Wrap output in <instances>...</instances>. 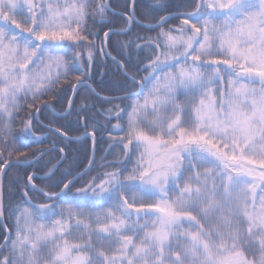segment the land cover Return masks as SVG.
Masks as SVG:
<instances>
[{"label": "snow or ice", "instance_id": "1", "mask_svg": "<svg viewBox=\"0 0 264 264\" xmlns=\"http://www.w3.org/2000/svg\"><path fill=\"white\" fill-rule=\"evenodd\" d=\"M89 3L0 0V142L11 135L22 101L30 98L33 107L44 97L56 99L70 73H78L73 95L80 87L95 93L88 84L96 48L86 28ZM108 8L98 3L92 18L107 23ZM176 18L180 23L165 30L169 18L160 17L148 26L161 27L157 37L136 45L151 50L137 68L147 73L140 80L112 57L136 91L120 84L123 97H99L107 104L131 101L130 110L113 104L106 114L117 121L113 130L124 133L109 149L120 147L129 160L139 152L135 166L124 176L105 172L75 193L71 180L60 181V192H47L36 188L35 173L28 175L22 194L29 205V191L36 190L68 207L17 206L13 230L0 225L6 231L0 264H264V0H195L192 11ZM134 22L133 11L129 29ZM73 48L69 59L80 62L69 67ZM72 107L68 98L67 114ZM87 108L78 123L92 140L90 168L96 129L89 131ZM55 131L68 138L62 128ZM33 135L29 119L22 146ZM15 151L14 161L0 163V218L6 169L34 163ZM91 208L107 210L93 218Z\"/></svg>", "mask_w": 264, "mask_h": 264}, {"label": "trees", "instance_id": "2", "mask_svg": "<svg viewBox=\"0 0 264 264\" xmlns=\"http://www.w3.org/2000/svg\"><path fill=\"white\" fill-rule=\"evenodd\" d=\"M98 3H106V0H90L89 18L86 22L87 31L94 34L90 39L96 46L94 49V64L91 69L90 78L88 79V83L96 90L95 93L87 87H80L74 95L71 114L60 117L52 113L48 107H43L38 112V116H36L35 109L39 108L45 102L49 103L56 112L60 113L66 110L68 98H71L73 94L71 85L75 83V76L78 74L75 72L70 73L69 81L58 86L56 99L44 97L42 101L35 102L33 107H28L30 103H33L30 98L22 101V107L15 114L11 135L6 142H0V150H3L0 163L6 160H15L17 158L16 149L25 153L24 156L19 157L20 160H31L48 148H64L63 153L59 152L58 148L51 150L34 161L32 166L25 165L18 167L13 164L6 169L2 177L5 207L3 217L5 225L10 231L13 230L15 222V216L11 215L12 211L17 206L21 208L31 206L22 194L25 190L28 175L34 172L37 173L35 174L36 179L33 182L44 191L59 192L63 187L60 181L66 183L88 165L92 156V140L90 137L73 140L63 138L56 131L50 129V127L62 128L68 135L75 138L83 136V124L82 122L78 123V120L82 119L78 116V113L83 105H88L86 113L91 117L89 120V131L93 127L96 129V158L88 172L73 182L71 192L75 193L77 189L87 186L93 178L99 183L100 180L104 179L105 172L119 170L121 176H124L135 166L139 152L133 154L130 160L126 158L122 163L106 162L107 159L117 160L124 157L120 147H114L107 152V145L112 139L114 137L118 138L124 133L114 131L112 126L117 121L114 118H107L104 114H106V110L111 108L113 104H118L120 107L128 105L130 110L131 101L126 99H113L112 104H107L96 93L104 96H124L125 93L120 92L116 87L120 84L128 85L131 91H136V89L131 88V83L126 79L124 71L113 61L112 57L104 55L99 51L100 48H104L106 52L104 33L111 29L106 45L110 55L124 62L129 75H135L137 80H140L147 73L137 71V68L142 69L144 64L148 62L151 50H140L136 45H143L149 39L154 40L161 31V27L150 28L148 25H154L159 22L160 17L167 16L169 19L162 27L166 30L170 27L177 26L180 23V20L176 18L179 14H170L192 11L195 0H134V2L133 0H108L107 4L109 8L105 15L107 23L100 22L99 16L95 19L91 16V13L95 10ZM133 11L135 13V21H138V23L134 22L129 29L127 16L131 15ZM17 18L20 19V17ZM76 51L77 49L73 48L68 53L66 59H69ZM80 51L83 53V59L86 60L87 49L82 48ZM79 62V60L72 61L69 59V67H71L72 63L79 64ZM179 99L183 101L185 98L180 96ZM29 119L33 120L34 132L44 134L39 137L33 135L31 141L24 147L19 140V136L23 130L24 123ZM121 123H124V121H121ZM9 151L12 152L11 156L8 155ZM63 154L66 155L64 161L50 179L38 175H46L57 161L61 159ZM34 192L37 195L29 191V195L32 196L34 202L54 204L58 212L67 205H61L55 198L52 200L47 199L39 191L35 190ZM0 225H3L1 218ZM5 235V228L0 227V244L3 243Z\"/></svg>", "mask_w": 264, "mask_h": 264}, {"label": "water", "instance_id": "3", "mask_svg": "<svg viewBox=\"0 0 264 264\" xmlns=\"http://www.w3.org/2000/svg\"><path fill=\"white\" fill-rule=\"evenodd\" d=\"M176 14V13H175ZM171 15H173V14H171ZM158 24V23H157ZM156 24V25H157ZM108 53V52H107ZM100 96V95H99ZM106 97V96H105ZM74 98V95H72V97H71V99H73ZM42 107H44V104L42 105V106H40V108L39 109H41ZM49 108H51V107H49ZM67 113H66V111L64 112V113H62V114H59L60 116H65ZM38 116V115H37ZM51 129H53L54 131H55V129L56 128H54V127H51ZM67 137L69 138V139H73V140H80V139H77V138H73V137H71L70 135H68L67 134ZM86 137V136H85ZM82 139V138H81ZM51 149H47V150H45V151H43L42 153H40L37 157H35L34 159H32L31 161H36L38 158H40V157H42L43 155H45L47 152H49ZM41 154H43V155H41ZM64 157L65 156H63L57 163H56V170H57V168L59 167V165L63 162V160H64ZM55 170V171H56ZM89 170V165L83 170V171H81L80 173H78L77 175H75L73 178H71L70 180L71 181H75V180H77L79 177H81L82 175H84L87 171ZM40 177H43V176H40ZM47 177V176H46ZM30 197V196H29ZM30 200H31V203H33V204H36V203H34L33 202V200L30 198ZM40 204H37V206H39ZM1 221H2V224L3 225H5V221H4V217L3 218H1ZM6 226V225H5ZM8 229V228H7Z\"/></svg>", "mask_w": 264, "mask_h": 264}, {"label": "rangeland", "instance_id": "4", "mask_svg": "<svg viewBox=\"0 0 264 264\" xmlns=\"http://www.w3.org/2000/svg\"><path fill=\"white\" fill-rule=\"evenodd\" d=\"M170 195H171V193H170ZM27 207H30V206H27ZM67 207H68V205H66L64 207V209H66ZM72 207L75 208V204H73ZM61 210L59 212H61ZM106 210H107L106 208H91V209H86V211H88L92 215L93 218H95V215H97V214H103ZM64 214L66 215V212ZM58 218L59 217H54L53 219H58Z\"/></svg>", "mask_w": 264, "mask_h": 264}, {"label": "flooded vegetation", "instance_id": "5", "mask_svg": "<svg viewBox=\"0 0 264 264\" xmlns=\"http://www.w3.org/2000/svg\"><path fill=\"white\" fill-rule=\"evenodd\" d=\"M121 108H124V107H121ZM105 115V114H104ZM107 115V114H106ZM114 120L116 121V119L114 118ZM117 123V122H116ZM105 126L106 127H108V125L107 124H105ZM32 128H33V125H32ZM114 131H116V132H118L117 130H114ZM33 134H34V136L35 135H41L40 133H36V132H34V130H33ZM42 134H44V133H42ZM115 138H117V137H115ZM109 150H111V149H109V144L107 145V152L109 151ZM106 152V153H107ZM117 160H119V159H117ZM117 160H115V161H113V162H117ZM106 162H111V160L110 159H107V161ZM35 173V172H34ZM35 174H37V173H35ZM35 190H30V192L31 193H34L35 194V192H34ZM35 195H37V194H35ZM31 196V195H30ZM32 197V196H31Z\"/></svg>", "mask_w": 264, "mask_h": 264}]
</instances>
